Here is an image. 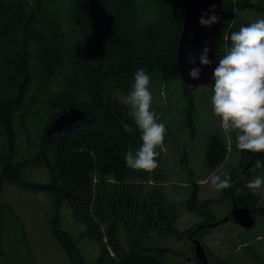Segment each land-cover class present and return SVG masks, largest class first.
<instances>
[{
	"label": "trees",
	"instance_id": "trees-1",
	"mask_svg": "<svg viewBox=\"0 0 264 264\" xmlns=\"http://www.w3.org/2000/svg\"><path fill=\"white\" fill-rule=\"evenodd\" d=\"M186 4L187 0H0V195L4 184L49 194L54 235L71 264L89 263L78 242L60 229L59 215L66 204L74 219L86 226L85 234L99 244L96 264H173L180 255L168 243L191 232L178 228L182 211L164 191L162 172L148 174L126 166L125 153L135 152L142 141L129 107L116 96L119 91L128 95L138 69L149 75L178 71ZM62 18H67L64 25ZM260 18L264 0H223L222 26L212 34L217 66L231 46L230 34ZM186 96L193 109L190 88ZM40 108L51 115L44 127L31 120ZM71 108L87 118L48 136L55 119ZM126 124L134 130L126 132ZM231 137L229 150L224 138L214 135L207 153L209 171L215 172L232 150L238 162L232 164L231 188L219 199L201 201L195 185L186 205L203 224L217 221L212 210L225 194L230 203L234 198L239 207L254 213L261 209L264 216L262 196L244 187L264 171L255 168L256 160L264 161V153L243 152L236 147L235 134ZM162 158L163 152L158 164ZM34 167L48 170V183L28 179L26 172ZM15 223L25 237L24 221L0 199V264L20 261V255L2 252L6 230ZM30 252L24 255L32 259Z\"/></svg>",
	"mask_w": 264,
	"mask_h": 264
},
{
	"label": "rangeland",
	"instance_id": "rangeland-1",
	"mask_svg": "<svg viewBox=\"0 0 264 264\" xmlns=\"http://www.w3.org/2000/svg\"><path fill=\"white\" fill-rule=\"evenodd\" d=\"M60 21L64 25L67 18H62ZM162 55L168 56L166 52H162ZM187 88L176 70L165 69L150 74V90L153 94L152 110L157 114L158 122L164 123L167 129L165 136L167 150L163 152V158L157 170L163 174L164 191L182 211L178 228L183 233L193 231L196 225L201 223V219L189 212L186 207L194 193L195 185L199 188L201 201L219 199L222 194V191L213 190L210 183H204L213 173L207 166L211 138L214 135H220L228 144L229 150L230 146L232 147V137L229 138V135L221 129L220 119L212 110V86L190 88L195 99L193 109L188 103ZM116 96L126 105V95L119 91ZM50 117L51 115H44L43 108H40L38 115H31V120L35 121L39 127H44ZM35 135L37 136L36 131ZM237 162L238 159L236 160L231 150L226 161L215 173L220 175L227 172L231 175L232 166ZM26 174L32 182L41 184L49 182V173L46 168L34 167ZM262 174L264 171L258 175ZM225 195L228 198L226 197L225 200L221 198L212 210L217 221L225 219L230 214L231 203L228 194ZM0 199L14 208L24 221L25 227V237H23L20 230L18 232L17 223L9 224L2 244V252L5 251L10 256L20 255V261L17 264H71L65 249L54 235L53 203L49 194L4 184ZM261 204L264 205V196H262ZM61 210L60 229L78 242L81 253L89 264H96L101 255L99 244L85 234L86 226L74 219L68 204ZM261 214L263 213L257 211L256 226L250 231L244 230L232 221L203 236L196 237L211 254L212 264H219V261H227L230 264H264V216ZM188 238L186 235L180 241L168 243L180 255L179 258L173 259V264H195L193 243ZM245 239L247 241L244 246L241 243ZM27 251H31L32 259L25 257L24 254ZM189 258L192 259L191 262Z\"/></svg>",
	"mask_w": 264,
	"mask_h": 264
},
{
	"label": "clouds",
	"instance_id": "clouds-1",
	"mask_svg": "<svg viewBox=\"0 0 264 264\" xmlns=\"http://www.w3.org/2000/svg\"><path fill=\"white\" fill-rule=\"evenodd\" d=\"M212 15L201 17L200 24L211 27L219 18ZM207 15V14H206ZM231 46L214 69V86L211 105L214 115L220 119V127L231 138L235 134L236 147L243 152L264 153V18L257 19L230 34ZM209 49L205 46L200 63L209 66ZM193 64L196 61H191ZM192 79L200 78V69L193 68ZM135 129L140 132L141 146L124 155L126 166L153 174L159 167L158 157L166 151L164 123L158 122L152 110L153 94L150 90V75L143 68L134 74V83L125 98ZM126 132L134 129L125 125ZM255 168L264 170V161L256 160ZM232 177L225 172H213L204 183H210L215 191L231 188ZM244 187L254 196H264V174L246 181Z\"/></svg>",
	"mask_w": 264,
	"mask_h": 264
},
{
	"label": "water",
	"instance_id": "water-1",
	"mask_svg": "<svg viewBox=\"0 0 264 264\" xmlns=\"http://www.w3.org/2000/svg\"><path fill=\"white\" fill-rule=\"evenodd\" d=\"M214 14L219 18L218 22L211 27L200 24L201 17L205 19ZM207 14V15H206ZM223 0H187L182 32L177 48V69L179 76L188 88L195 89L200 86H211L214 83L213 72L217 67V49L212 40V34L222 26ZM205 46L209 49V66L200 63V56ZM195 60L193 64L191 61ZM193 68L200 69V78L192 79L189 75ZM87 118L85 112L78 108H71L61 116L57 117L48 129L47 135L65 131ZM232 219L237 225L245 230H251L256 226L257 219L249 207H239L235 202L231 214L221 222L210 225L211 228L224 224ZM194 251L196 259L202 264H211L204 245L195 240Z\"/></svg>",
	"mask_w": 264,
	"mask_h": 264
},
{
	"label": "flooded vegetation",
	"instance_id": "flooded-vegetation-1",
	"mask_svg": "<svg viewBox=\"0 0 264 264\" xmlns=\"http://www.w3.org/2000/svg\"><path fill=\"white\" fill-rule=\"evenodd\" d=\"M234 202H235V200H234V198L232 199V203H231V210H232V208H233V204H234ZM236 203V202H235ZM237 204V203H236ZM251 209V208H250ZM263 209V208H262ZM231 210H230V214H231ZM252 210V209H251ZM260 212L262 211L261 209L259 210ZM252 212H253V210H252ZM229 214V215H230ZM253 214L255 215V217H256V219L258 218L257 217V212L256 213H254L253 212ZM228 215V216H229ZM228 216H226V217H228ZM224 220V219H223ZM222 221V220H221ZM221 221H216V222H214V223H211V224H203V223H200V224H198V225H196V227L193 229V231H191L189 234H188V239L193 243V247H192V252L195 254V251H194V242H195V240H197L196 239V237L197 236H203L204 235V233L206 232V233H208V232H210L211 230H214V229H217V228H219V227H221V226H223L224 224H226V223H228V222H232L233 220L232 219H229V221L228 222H226V223H224V224H221V225H218V226H215L214 228H211V226L210 225H214V224H217L218 222H221ZM208 232H207V231ZM246 231H250V230H246ZM196 257V256H195ZM192 261V259L191 258H189V262H191ZM211 262V261H210ZM195 264H202V263H200L197 259H196V261H195ZM211 264H212V262H211Z\"/></svg>",
	"mask_w": 264,
	"mask_h": 264
}]
</instances>
